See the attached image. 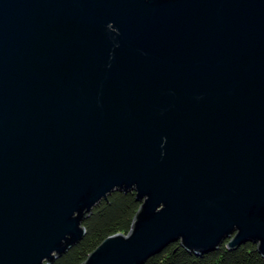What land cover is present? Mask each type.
Masks as SVG:
<instances>
[{"label":"water","instance_id":"obj_1","mask_svg":"<svg viewBox=\"0 0 264 264\" xmlns=\"http://www.w3.org/2000/svg\"><path fill=\"white\" fill-rule=\"evenodd\" d=\"M115 191L130 230L80 264L264 258V0H0V264H52Z\"/></svg>","mask_w":264,"mask_h":264},{"label":"trees","instance_id":"obj_2","mask_svg":"<svg viewBox=\"0 0 264 264\" xmlns=\"http://www.w3.org/2000/svg\"><path fill=\"white\" fill-rule=\"evenodd\" d=\"M139 205L134 192H112L96 204L83 221L84 237L52 264H80L105 237L116 233L127 234ZM226 242L216 250L201 255L189 253L179 242H174L149 257L144 264H264L256 245L246 242L229 250Z\"/></svg>","mask_w":264,"mask_h":264}]
</instances>
